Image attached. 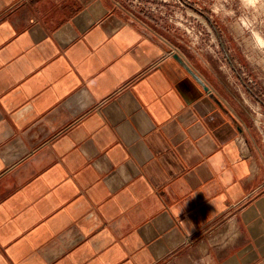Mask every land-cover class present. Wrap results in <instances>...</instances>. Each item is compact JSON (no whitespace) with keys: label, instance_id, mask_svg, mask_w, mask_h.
Wrapping results in <instances>:
<instances>
[{"label":"crops","instance_id":"crops-1","mask_svg":"<svg viewBox=\"0 0 264 264\" xmlns=\"http://www.w3.org/2000/svg\"><path fill=\"white\" fill-rule=\"evenodd\" d=\"M258 146L124 0H0V264H264Z\"/></svg>","mask_w":264,"mask_h":264},{"label":"rangeland","instance_id":"rangeland-1","mask_svg":"<svg viewBox=\"0 0 264 264\" xmlns=\"http://www.w3.org/2000/svg\"><path fill=\"white\" fill-rule=\"evenodd\" d=\"M124 4L130 15L159 31L181 52L206 62L264 150V0Z\"/></svg>","mask_w":264,"mask_h":264},{"label":"built area","instance_id":"built-area-1","mask_svg":"<svg viewBox=\"0 0 264 264\" xmlns=\"http://www.w3.org/2000/svg\"><path fill=\"white\" fill-rule=\"evenodd\" d=\"M172 53L177 54V52L175 50H173Z\"/></svg>","mask_w":264,"mask_h":264},{"label":"water","instance_id":"water-1","mask_svg":"<svg viewBox=\"0 0 264 264\" xmlns=\"http://www.w3.org/2000/svg\"><path fill=\"white\" fill-rule=\"evenodd\" d=\"M174 59H177V56H174Z\"/></svg>","mask_w":264,"mask_h":264}]
</instances>
